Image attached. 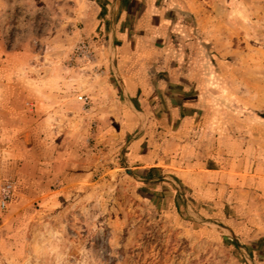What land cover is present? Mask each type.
<instances>
[{"label": "rangeland", "instance_id": "374dc122", "mask_svg": "<svg viewBox=\"0 0 264 264\" xmlns=\"http://www.w3.org/2000/svg\"><path fill=\"white\" fill-rule=\"evenodd\" d=\"M110 3L0 0V264H264V0H156L216 164L192 189L125 163L133 116L94 44Z\"/></svg>", "mask_w": 264, "mask_h": 264}, {"label": "crops", "instance_id": "0c3cea01", "mask_svg": "<svg viewBox=\"0 0 264 264\" xmlns=\"http://www.w3.org/2000/svg\"><path fill=\"white\" fill-rule=\"evenodd\" d=\"M144 1L111 0L110 17L102 27L109 25L110 31L105 40L94 44L111 50L112 88L133 116L127 120L133 137L124 153L126 165L146 184H165L168 173L178 184L192 189L207 173L211 177L217 171L212 159L203 158L204 147L196 139L201 120L192 93V72L179 66L173 48L168 52L175 41L167 40L163 32L166 28L169 38L167 31L179 25L180 15L156 6V0H147L133 24L125 26L137 4ZM2 131L5 138H18V132L1 129L0 138ZM211 152L218 154L219 148H207ZM174 180L175 195L179 186Z\"/></svg>", "mask_w": 264, "mask_h": 264}, {"label": "built area", "instance_id": "2783aa9c", "mask_svg": "<svg viewBox=\"0 0 264 264\" xmlns=\"http://www.w3.org/2000/svg\"><path fill=\"white\" fill-rule=\"evenodd\" d=\"M86 46L81 47V52H83ZM81 99V97H80ZM12 192V184L9 182L4 183L0 187V209H5L7 204L9 203Z\"/></svg>", "mask_w": 264, "mask_h": 264}]
</instances>
